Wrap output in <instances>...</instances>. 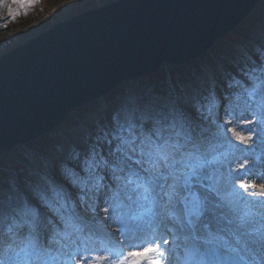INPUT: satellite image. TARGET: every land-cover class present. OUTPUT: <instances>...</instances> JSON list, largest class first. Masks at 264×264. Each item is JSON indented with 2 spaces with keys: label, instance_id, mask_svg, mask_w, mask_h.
<instances>
[{
  "label": "snow or ice",
  "instance_id": "obj_1",
  "mask_svg": "<svg viewBox=\"0 0 264 264\" xmlns=\"http://www.w3.org/2000/svg\"><path fill=\"white\" fill-rule=\"evenodd\" d=\"M0 264H264V58L114 109L24 185L0 176Z\"/></svg>",
  "mask_w": 264,
  "mask_h": 264
},
{
  "label": "water",
  "instance_id": "obj_2",
  "mask_svg": "<svg viewBox=\"0 0 264 264\" xmlns=\"http://www.w3.org/2000/svg\"><path fill=\"white\" fill-rule=\"evenodd\" d=\"M260 1L114 0L8 49L0 57V159L124 82L199 58Z\"/></svg>",
  "mask_w": 264,
  "mask_h": 264
},
{
  "label": "trees",
  "instance_id": "obj_3",
  "mask_svg": "<svg viewBox=\"0 0 264 264\" xmlns=\"http://www.w3.org/2000/svg\"><path fill=\"white\" fill-rule=\"evenodd\" d=\"M263 17L264 0H261L252 14L240 26L225 38L219 40L203 57L182 67L164 65L159 72L148 78L127 81L101 100L73 110L62 124V127L56 129L53 133L25 146L3 153L0 159V176L5 181L19 182L24 185L30 176L38 172L39 168L48 165V160L57 152L60 145L64 143L68 147L71 146L67 144L68 139L85 124V117H90L95 112L101 113V104L109 106L114 100H120V98L123 99V101L121 100L123 105L132 102H162L172 96L171 87L180 97L184 93V87L190 89L191 82L203 75V67L205 73H208L211 69H219L225 56L224 48H227L228 44H236L238 39L243 38L241 45L249 47L250 43L246 41H252L256 35L263 32L259 26L264 21ZM109 102L110 104H108ZM94 117L97 118V114ZM89 119H92V117ZM5 162H9L10 167L5 165Z\"/></svg>",
  "mask_w": 264,
  "mask_h": 264
},
{
  "label": "rangeland",
  "instance_id": "obj_4",
  "mask_svg": "<svg viewBox=\"0 0 264 264\" xmlns=\"http://www.w3.org/2000/svg\"><path fill=\"white\" fill-rule=\"evenodd\" d=\"M112 1L114 0H37L35 7L29 8L27 10L29 15H20L15 21L6 20L5 18L7 17V8L0 7V57L8 49L13 48L21 42L26 41L28 38L35 36L41 31L48 29L52 24L80 14L85 10L102 6ZM22 2H24V0H0V4H12L14 5V10L20 12L24 11L23 9L18 8V4ZM4 23L8 24L7 29L3 27ZM259 26L261 27L263 32L255 36V39H253V41L251 42V46L246 50L242 49L243 47H241V42L244 40L243 38L238 39L236 44H228L226 46L227 48H224L225 56L223 57V66L219 71L228 69L232 65L234 59L236 60V62H243L246 57L243 55V53H250V57L248 58H252L253 60H255L257 58L254 55L255 52L252 53L251 51V47H253L254 44L261 48L259 50H263L262 52H260V55H258V57L260 56L261 58H264V43L262 42V38L264 36V21H262ZM259 50H257V52ZM202 74H205L204 67L202 69ZM198 78L199 77H197V79ZM197 79L191 82L192 84L190 86V89L193 83L197 81ZM172 88L173 87H171L170 89ZM183 89L184 92L189 91V89L186 87H184ZM121 100L123 101V99L121 98L120 100H114L113 103H111V105H114L110 107L111 111L109 110L108 113L105 114L106 116L103 118V110L101 111V113L95 112L94 115L90 116L92 117V119H89L90 117H85L84 121L85 123H87V125L86 127H84V129H81L77 132L78 136L73 139V146L82 143L85 139H87L88 134L94 131V126L96 124H98L100 121L106 120L110 112L122 106L123 104L121 103ZM108 104H110V102ZM102 106L104 105H101V107ZM96 114L98 116L97 120H95L94 117L96 116ZM66 150L67 149H64L60 153ZM5 165L10 167L9 162H5ZM48 167L49 165L47 167L39 168L38 171H45L48 169ZM259 182L260 181H257V183Z\"/></svg>",
  "mask_w": 264,
  "mask_h": 264
},
{
  "label": "bare ground",
  "instance_id": "obj_5",
  "mask_svg": "<svg viewBox=\"0 0 264 264\" xmlns=\"http://www.w3.org/2000/svg\"><path fill=\"white\" fill-rule=\"evenodd\" d=\"M234 30H235V29H234ZM230 33H231V32H230ZM32 37H33V36H32ZM30 38H31V37H30ZM28 39H29V38H28ZM28 39H27V40H28ZM24 42H25V41H24ZM24 42H21V43H24ZM204 55H205V54H203V55L200 56L199 58L203 57ZM212 72H214L212 69H211L210 71H208V73H212ZM215 72H217V71H215ZM97 100H98V99H97ZM97 100H96V101H97ZM101 105H102V104H101Z\"/></svg>",
  "mask_w": 264,
  "mask_h": 264
}]
</instances>
